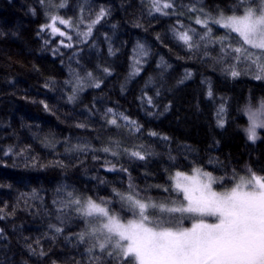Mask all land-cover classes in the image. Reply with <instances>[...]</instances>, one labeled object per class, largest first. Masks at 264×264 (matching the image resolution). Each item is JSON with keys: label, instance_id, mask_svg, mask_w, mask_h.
I'll use <instances>...</instances> for the list:
<instances>
[{"label": "trees", "instance_id": "16d2710c", "mask_svg": "<svg viewBox=\"0 0 264 264\" xmlns=\"http://www.w3.org/2000/svg\"><path fill=\"white\" fill-rule=\"evenodd\" d=\"M59 2L0 0V264H89L87 245L76 237L86 228L83 218L72 206L58 211L68 191L82 200H110L108 207L129 219L114 189L126 192L132 184L143 198L167 201L175 198L170 176L177 171L200 167L225 177L217 190L232 186L234 171L242 176L250 167L264 175V133L255 142L245 134L246 112L264 102V79H255V66L243 62L233 78V61L219 59V44L195 35L199 47L189 49L174 32L202 34L194 22L201 9L239 15L245 5L172 0L174 8L165 11L175 14L161 15L151 0H67L55 7ZM193 6L196 12L188 10ZM100 8L108 14L85 40L77 33L87 31ZM54 9L71 19L72 28L56 25L71 41L44 27ZM210 26L213 41L225 34ZM232 37L235 45L239 38ZM77 81L81 87L73 92ZM113 113L119 126L108 123ZM134 150L146 159L130 156ZM112 165L116 170L108 171Z\"/></svg>", "mask_w": 264, "mask_h": 264}, {"label": "snow or ice", "instance_id": "6c2138e0", "mask_svg": "<svg viewBox=\"0 0 264 264\" xmlns=\"http://www.w3.org/2000/svg\"><path fill=\"white\" fill-rule=\"evenodd\" d=\"M40 2L44 3V0ZM239 3L245 5L241 15H226L223 12L210 15L201 9L203 15H197L194 22L205 30L202 34H197L193 28L174 32L189 49L199 47L193 41L195 35L207 43L219 44L223 53L219 59L230 57L233 61L228 69L233 78L241 74L236 64L243 62L248 68L255 66V79H264V0H257L256 3L239 0ZM66 6L67 0H60L55 5L58 8ZM151 6L153 11L161 15L175 14L165 11L174 8L172 0H151ZM188 10L197 11L194 6ZM107 14L106 9L100 8L95 20L88 24L87 31L77 34L86 40L91 36L94 25ZM57 22L65 28L73 27L71 19L58 15H52L50 23L44 27L49 28L54 35L71 41L72 37L58 28ZM80 22L83 23L82 18ZM210 25L225 29V34L213 41ZM232 33L239 38L235 45L231 42L234 39ZM63 46L70 48L72 44ZM139 47L140 54H146L143 45ZM87 75L90 77L92 74ZM94 86L99 88L100 84L95 83ZM79 87L81 83L77 81L73 92ZM73 98L70 96L69 100ZM148 103H152L151 99ZM220 111L223 112V107ZM107 112L112 113L113 110L109 108ZM119 118L135 125V121H130L123 114H119ZM248 118L249 126L245 131L248 139L255 142L258 138L257 129L264 128V102L257 111L249 109ZM108 123L119 126L116 114L113 113ZM218 124L224 126L223 118L218 120ZM135 130L139 131V126ZM149 135L156 136L157 133L151 132ZM103 151L118 155L109 147H104ZM124 151L127 152V149ZM129 155L139 160L146 159V154L139 150L131 151ZM107 170L115 171V165ZM170 179L173 181L172 191L176 195L167 201L143 198L132 184H129L126 192L114 189L122 209L131 213V218L126 220L108 207L110 200L97 202L91 197L82 200L72 191L66 193L67 199L59 202L58 211L63 212L72 206L78 216L83 218L87 227L76 237L80 243L87 245L89 264H102L105 258H110L115 264H264V175H258L250 167L242 176L234 171L233 176L228 177L234 181L232 186L224 187L223 190H217L214 185H223L225 177L214 176L200 167L194 168L191 175L177 171ZM164 191L169 189L164 188ZM0 219L3 217L0 216ZM57 219L64 222L63 217L58 216ZM185 219L193 220L191 227L183 226ZM55 232L61 233L63 228L55 227Z\"/></svg>", "mask_w": 264, "mask_h": 264}, {"label": "rangeland", "instance_id": "374dc122", "mask_svg": "<svg viewBox=\"0 0 264 264\" xmlns=\"http://www.w3.org/2000/svg\"><path fill=\"white\" fill-rule=\"evenodd\" d=\"M55 13V14H54ZM56 10L54 9V12H53V10H52V12H51V16L52 15H56ZM243 14V13H242ZM239 15H241V14H239ZM49 23H50V21H49ZM48 23V24H49ZM57 24L58 25H61V24H59L58 22H57ZM61 26H64V25H61ZM58 28H60L62 31H64V32H66L63 28H61V27H58ZM50 30V29H49ZM66 34L68 35V33L66 32ZM260 108V106L259 107H257L256 109H251V110H253V111H257L258 109ZM245 117H246V120H247V126H246V129L248 128V126H249V118H248V111L246 112V114H245ZM261 133H264V128H258L257 129V135H258V137H259V135L261 134ZM246 134V136H247V133H245ZM247 138H248V136H247ZM191 174H192V172H191ZM191 174H189V175H191ZM172 184H173V181H172ZM126 220V219H125ZM192 222H193V220L191 221V223L189 224V225H187V227H191V224H192ZM86 227H87V225H86Z\"/></svg>", "mask_w": 264, "mask_h": 264}]
</instances>
